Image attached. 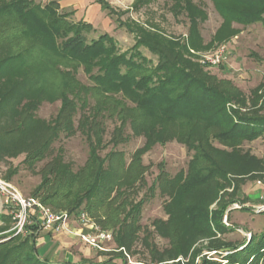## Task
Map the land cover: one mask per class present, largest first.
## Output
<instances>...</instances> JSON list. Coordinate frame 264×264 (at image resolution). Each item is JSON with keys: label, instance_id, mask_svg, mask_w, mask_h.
<instances>
[{"label": "trees", "instance_id": "trees-1", "mask_svg": "<svg viewBox=\"0 0 264 264\" xmlns=\"http://www.w3.org/2000/svg\"><path fill=\"white\" fill-rule=\"evenodd\" d=\"M94 1L103 11H108V15L115 14L107 1ZM184 1L186 12L194 21L195 11L189 0ZM210 1L215 3L225 26L230 29L233 23L244 26L260 23L264 28V0ZM60 9L57 1L42 7L30 0H0L1 152L5 153L3 156L14 158L26 154L25 162L30 164L47 159L59 135L71 130L74 115L80 110L82 118L78 127L87 138L90 150L86 164L73 172L60 155L51 156L41 171L42 183L33 196L40 197L53 211L71 215L84 211L96 218L97 223L115 228L120 217L114 216L115 209L110 207L114 187L104 183L105 166L114 153L105 158L99 154L105 132L101 119L119 123L109 143L114 148L126 142L128 127L141 132L147 146L165 145L173 139L184 144L194 156L187 176L180 179L173 203L167 207L171 218L161 228L172 241L171 250L159 259L153 254L157 264H180L181 261H175L187 256L192 248L184 241L183 227L207 238L226 233L228 229L222 223L226 207L219 205L213 211L210 207L225 190L222 182L235 186L234 194H227L232 198L240 187L239 181L232 179L233 174L224 166V158L213 142L233 149L229 155L235 160L247 158L249 156H242L238 147L264 135V117L242 110L247 107L246 101L230 81L218 80L199 66L191 70L186 67L180 51L176 53L153 39L139 37L136 46L119 53L117 42L110 35L90 38L97 33L91 23H73L69 20L71 14H61ZM141 45L155 54L156 65L143 55ZM47 59L68 63L74 68L83 66L93 83L86 87L69 73L54 68L52 77L60 80L61 109L51 124L34 116L46 98L39 86L42 72L37 66ZM89 98L93 99L92 107ZM142 153L140 150L134 155L126 177L121 179L116 175L120 186L126 178L130 184L143 179ZM204 192L205 200H196V195ZM140 209V204L133 206L126 220ZM125 212L126 208L123 214ZM174 224L180 225V229L170 228ZM35 234L32 235L36 237ZM15 238L0 245V252H5L0 264H116L114 260L53 263L40 258L37 246L31 244L29 238L22 242L19 236ZM118 242L120 246L126 245L122 236L118 237ZM207 250L225 251L227 255L223 260L228 264H264V234L252 236L250 242L240 245L214 241ZM203 263L216 264L206 259Z\"/></svg>", "mask_w": 264, "mask_h": 264}, {"label": "rangeland", "instance_id": "rangeland-1", "mask_svg": "<svg viewBox=\"0 0 264 264\" xmlns=\"http://www.w3.org/2000/svg\"><path fill=\"white\" fill-rule=\"evenodd\" d=\"M30 1L45 7L55 0ZM105 1L115 12L112 16L102 9L100 13L89 11L88 14L83 12L78 14L73 7L66 8L61 5L60 13L71 14L69 20L73 23L79 21L91 23L97 29V33L92 34L90 38L97 39L103 34L110 35L116 40L119 53L131 50L138 44L139 37L153 39L176 53L180 51L186 67H190L191 70L199 66L205 73L218 80L230 81L246 101L247 107L242 110L264 117L262 24L244 26L233 23L230 29L225 26L224 18L218 12L215 3L210 0H189L195 11L194 21H191L186 12L184 0H143L142 3H138L139 0ZM92 17L96 21L93 22ZM140 49L146 58L152 60L154 65L157 64V57L146 46L141 45ZM37 67L42 72L39 76L41 78L39 86L46 98L34 116L47 124L53 123L61 109L60 80L53 79L54 68L69 73L86 87L93 85L83 66L74 68L68 63L59 64L47 59ZM89 100L92 107L93 99ZM81 118L82 113L79 110L74 115L71 130L63 131L51 147V156L60 155L63 162L71 166L73 172L84 167L90 153L87 138L78 127ZM101 120L105 132L99 154L105 158L111 152L114 153L106 163L107 178L104 183L114 187V192L111 193L113 204L110 207L115 209L113 214L119 215L120 222L115 228H109L105 227V224L97 223L96 218L89 217L98 229L111 233L113 239L103 244V251L91 249L75 235L77 225L73 222L69 225L72 233L40 231L36 232V237L32 235L34 231L30 226L26 235L19 236L20 241L29 238L30 243L37 246L40 258L49 259L53 263H65L66 260L74 259L75 263L82 260L92 263L114 260L116 264H157L153 254L159 259L160 255H165L171 250L172 241L161 228L171 218L167 207L174 201L180 179L187 176L194 153L176 139L168 141L165 145L147 146L145 136L130 127L126 130V142L114 148L109 143L119 123L109 118ZM213 146L220 151L224 158V166L233 174L232 179L238 180L240 185L236 197L232 198L227 194H234L235 186L222 182L225 190L210 207L211 211L216 210L219 205L226 207L222 223L228 231L207 238L200 232L183 227L185 229L181 230V233L183 232L184 241L192 248L187 256L179 257L175 263L181 261L180 264H204L203 260L206 259L210 263L228 264L223 260L227 255L225 251L216 253L207 250L212 242L240 245L244 241L250 242L252 236L264 234V135L253 142H244L238 147L242 156H249L247 158L238 157L235 160L229 155L233 153V149L218 142H213ZM140 150L143 151L141 160L145 168L143 179L130 184L126 178L120 186L118 181L116 182L117 176H121V179L126 177V170L129 169L134 155ZM0 154H2L0 182L23 197H34L33 192L42 183L41 171L52 157L30 164L25 162L26 154L15 158L10 155L7 157L3 156L5 153H2L1 149ZM205 194L206 192L197 194L196 200H205ZM38 199L40 200V197ZM234 199H237V202H233ZM11 203L4 186L0 184V245L16 239L15 220L11 215L14 204ZM137 204L141 205L139 212L126 220L128 212ZM83 208L86 209V206ZM125 208L126 214H123ZM179 226L174 224L170 225V228L178 230ZM119 229L122 232L120 234ZM121 236L124 237L125 246H120L118 242V237ZM4 253L0 252V262Z\"/></svg>", "mask_w": 264, "mask_h": 264}, {"label": "built area", "instance_id": "built-area-1", "mask_svg": "<svg viewBox=\"0 0 264 264\" xmlns=\"http://www.w3.org/2000/svg\"><path fill=\"white\" fill-rule=\"evenodd\" d=\"M217 60L219 63V59ZM213 63H216V61H213ZM0 184L4 186V191L9 195L11 204H14L11 215L15 220L14 230L16 236L26 235L30 226L35 229L33 233L40 231L49 233L67 231L72 233L69 225L74 222L77 225L75 235L91 249L103 251V244L113 239L111 233L98 229L84 211L75 215L68 212H56L45 206L38 198L23 197L16 191L11 190L8 185L2 182Z\"/></svg>", "mask_w": 264, "mask_h": 264}, {"label": "crops", "instance_id": "crops-1", "mask_svg": "<svg viewBox=\"0 0 264 264\" xmlns=\"http://www.w3.org/2000/svg\"><path fill=\"white\" fill-rule=\"evenodd\" d=\"M55 1H57L61 5V7H66V8L67 7H73L75 10L78 11V14L81 12L88 14L89 11H91V13H93V12L98 13L101 10V6H99L97 3H95L94 0H55ZM94 20L96 21L95 18L92 19L93 22H94ZM45 241H47V238H45ZM72 259H73V256H72ZM69 262L75 263L74 259L72 261L66 260L65 263H69Z\"/></svg>", "mask_w": 264, "mask_h": 264}]
</instances>
